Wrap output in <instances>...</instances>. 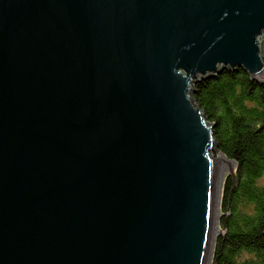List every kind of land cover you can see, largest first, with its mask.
Returning a JSON list of instances; mask_svg holds the SVG:
<instances>
[{"label": "water", "instance_id": "water-1", "mask_svg": "<svg viewBox=\"0 0 264 264\" xmlns=\"http://www.w3.org/2000/svg\"><path fill=\"white\" fill-rule=\"evenodd\" d=\"M263 40L264 0H0V264H211L237 165L192 92Z\"/></svg>", "mask_w": 264, "mask_h": 264}, {"label": "trees", "instance_id": "trees-1", "mask_svg": "<svg viewBox=\"0 0 264 264\" xmlns=\"http://www.w3.org/2000/svg\"><path fill=\"white\" fill-rule=\"evenodd\" d=\"M192 99L218 150L237 165L224 180L211 264H264V80L241 67L223 69L196 82Z\"/></svg>", "mask_w": 264, "mask_h": 264}, {"label": "rangeland", "instance_id": "rangeland-1", "mask_svg": "<svg viewBox=\"0 0 264 264\" xmlns=\"http://www.w3.org/2000/svg\"><path fill=\"white\" fill-rule=\"evenodd\" d=\"M261 44H262V48H263V50H264V40L261 42ZM230 175H232V174H231V173H228V175L226 174L224 180H225L227 177H229ZM223 184H224V181H223ZM221 198H222V193H221ZM221 198H220V204H221ZM219 211L222 213L221 208H220ZM221 216H222V214H221L220 217H219V223H218V228H219V230H222V228H221V226H220V219H221ZM220 235H221V233L217 234L216 238L219 237Z\"/></svg>", "mask_w": 264, "mask_h": 264}]
</instances>
